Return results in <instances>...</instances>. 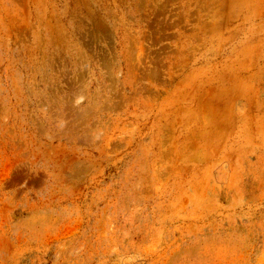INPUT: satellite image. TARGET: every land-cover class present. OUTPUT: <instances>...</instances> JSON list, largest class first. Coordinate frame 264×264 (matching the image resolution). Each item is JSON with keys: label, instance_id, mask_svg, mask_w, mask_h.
<instances>
[{"label": "rangeland", "instance_id": "374dc122", "mask_svg": "<svg viewBox=\"0 0 264 264\" xmlns=\"http://www.w3.org/2000/svg\"><path fill=\"white\" fill-rule=\"evenodd\" d=\"M0 264H264V0H0Z\"/></svg>", "mask_w": 264, "mask_h": 264}]
</instances>
